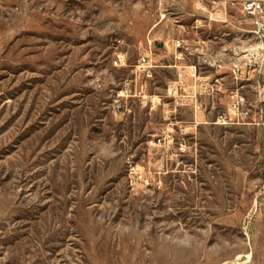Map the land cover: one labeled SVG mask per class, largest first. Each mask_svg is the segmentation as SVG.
Instances as JSON below:
<instances>
[{
	"label": "rangeland",
	"instance_id": "obj_1",
	"mask_svg": "<svg viewBox=\"0 0 264 264\" xmlns=\"http://www.w3.org/2000/svg\"><path fill=\"white\" fill-rule=\"evenodd\" d=\"M0 264H264V0H0Z\"/></svg>",
	"mask_w": 264,
	"mask_h": 264
},
{
	"label": "crops",
	"instance_id": "obj_2",
	"mask_svg": "<svg viewBox=\"0 0 264 264\" xmlns=\"http://www.w3.org/2000/svg\"><path fill=\"white\" fill-rule=\"evenodd\" d=\"M184 42H185V40H184ZM188 46H189V49H190V52H191V50L193 49V47H192L191 44H188ZM195 50L198 51L200 54L207 56V54H206L207 53V47L205 46V44L199 43L196 46ZM220 54H222V52L221 51H218V53H216V57L213 59V61L209 60L210 59L209 58L208 60L207 59H204V62H207V63L209 62L213 66H222V63L218 62V59H217V56L220 55ZM205 58H207V57H205ZM185 60H186V58L184 57L183 63H182V73L183 74H186V75H189V78L190 79H193L196 82H199L201 85L204 84L207 81V79H208L209 76L206 75L201 69H199V68L202 67V64H200V65H198L196 63H190V64H188V63H186ZM235 65H236V63H233L232 64L233 67ZM188 67L192 69L189 72H187V68ZM218 70L219 69H217V71ZM215 79H216V82H221V80L223 79V76L222 75L215 76Z\"/></svg>",
	"mask_w": 264,
	"mask_h": 264
},
{
	"label": "built area",
	"instance_id": "obj_3",
	"mask_svg": "<svg viewBox=\"0 0 264 264\" xmlns=\"http://www.w3.org/2000/svg\"><path fill=\"white\" fill-rule=\"evenodd\" d=\"M257 7L260 8L261 5L258 4ZM258 32H259V30H258ZM173 45L175 46L176 49H189L188 44L185 43L184 40H176V41L173 42ZM182 56H183V51H180L177 57H178V58H182ZM140 62H141V63H146V62H148V56L145 55V54L142 55V56L140 57ZM180 69H181V68H180ZM238 69L240 70L239 67H238ZM149 72L151 73V69H149ZM128 84H129V82H127V85H125L123 88H121V89L119 90V96H120V97H124V96H126V95H133V94H130L131 88H130V86H129ZM141 96H142L143 98H147V97H148V95H147L146 93L141 94ZM117 110H118V111H125V107L123 106L122 103L118 102V104H117ZM245 113H247V112H245Z\"/></svg>",
	"mask_w": 264,
	"mask_h": 264
}]
</instances>
